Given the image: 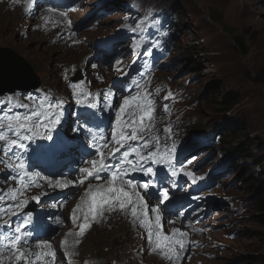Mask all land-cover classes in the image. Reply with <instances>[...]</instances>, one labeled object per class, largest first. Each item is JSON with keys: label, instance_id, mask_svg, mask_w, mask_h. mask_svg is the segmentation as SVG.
I'll return each instance as SVG.
<instances>
[{"label": "rangeland", "instance_id": "rangeland-1", "mask_svg": "<svg viewBox=\"0 0 264 264\" xmlns=\"http://www.w3.org/2000/svg\"><path fill=\"white\" fill-rule=\"evenodd\" d=\"M156 1L173 5L181 16V31L177 36L179 61L174 72L181 77L175 80L191 79L190 85L200 97L198 115L201 124L210 120L217 122L221 128L218 134H223L227 148H235L237 153L246 144L254 155V159L244 160L239 156L242 159L235 158L233 162L237 169V194L250 197L254 191L264 193V21L259 23V18H264V0H245L254 3L257 12L246 8L241 19L231 18L229 13L227 6L234 0L222 2L223 7L217 6V0ZM166 14L165 9L150 18H163ZM115 17L116 14L110 13L103 21L110 23ZM0 20L10 27L8 35L0 31V47L11 49L28 60L40 84L59 83L57 63L67 62V59L78 61L82 57L85 45L73 48L68 54L63 45L50 46L51 40L42 34L22 37L18 12L1 8ZM225 27L233 33L228 34ZM233 37L241 39L247 53H243ZM229 93L237 99L219 105L223 96ZM234 125V130H227ZM259 171L260 176L255 173ZM256 209L252 205L248 217L240 220L239 237L231 242L226 256L219 258L220 263L264 264V222ZM105 236L109 237L110 243L103 239ZM120 241L128 245L134 241L125 224L116 222L114 226L108 224L106 228H96L83 244L82 254L96 256L101 262L111 264L110 259L124 252Z\"/></svg>", "mask_w": 264, "mask_h": 264}, {"label": "snow or ice", "instance_id": "snow-or-ice-1", "mask_svg": "<svg viewBox=\"0 0 264 264\" xmlns=\"http://www.w3.org/2000/svg\"><path fill=\"white\" fill-rule=\"evenodd\" d=\"M33 2V0H28V4L31 5ZM29 9L26 8L25 11L27 12ZM136 28L139 29L140 28V24L138 23L136 25ZM141 39H143V37H141ZM140 44H134L133 45V49L135 50L136 48L140 47ZM151 45L145 44L141 54H146L148 56H151L152 53L150 51H148V48ZM139 75L143 76L144 73H139ZM133 85L135 87H139V82L138 81H133ZM159 91V89H157V92ZM171 92L168 93V96L165 97V100L169 99L171 97ZM133 102H135L137 105L139 104V100L136 97L132 98ZM54 106H58V105H50L49 109H51ZM130 106V100L129 99H125L123 101V104L120 107V112L123 113L126 107ZM22 107H27V105H22ZM165 111H167V105H165ZM93 114H95L93 112ZM7 117V120L9 121L8 123V128L9 130H11L14 135L17 137V139H12L8 142L7 147L4 149L5 154H7L8 152H10L13 148H20L22 150H26V145L24 143H22L21 141L23 139H28V140H33L35 139V133L33 132L32 128H28L26 127V124L28 121H30L32 119V115H28V116H24L23 119L21 118L20 115H7L5 114ZM37 118H39L41 115V113H36L35 114ZM151 116V112H144V114L140 117V120L143 121L145 119V117H150ZM4 116H0V122H2L4 120ZM16 121V124L13 125L11 122L12 121ZM82 120V119H81ZM83 123L82 124H74L73 126V131L75 133L74 138H78L79 135L81 133H83L85 136H88L90 134H93V126L90 125L89 123L85 122L84 120H82ZM46 122H50L53 125H59L62 121L59 115H57L56 113H53L52 117H48ZM121 123L120 119H117V125L119 126ZM3 127V124L0 123V128ZM23 130V131H22ZM24 131L32 133V135H28V136H24ZM167 131V130H165ZM113 139L116 140V143L118 144H123L124 141H126L127 139H129L128 137L123 136V133H117L115 130H113L112 133ZM58 137V136H57ZM5 139V133L3 131H0V141H3ZM42 139H47V140H53V136H52V130L49 129L48 133L46 136L42 137ZM130 139L132 141H136L137 140V133L136 130H133L132 135L130 137ZM61 143H63L61 141ZM144 148H149V143L147 141L144 142ZM129 150L124 151L123 156L121 158V162H118V165L114 166V167H119V171L121 173L124 172V163H126V165L128 167H131L133 171H142L143 175L146 177L150 178V182H146L144 184H141L140 187H143L145 189H147L150 186V183H152V186H155L156 183H159V172L163 171V170H167V172L169 173L170 177H177L178 174L182 171V169L178 168L176 164L173 163L174 160V153H175V147H173L171 149V151H167L165 150L163 153L159 152V151H150L148 152L146 155L142 154L136 147L129 145L128 146ZM135 154L136 156V161L133 162L132 159H130L129 157L132 154ZM115 157H113L114 159ZM144 162L143 164L141 162ZM151 161L152 164H156V165H160L161 168L159 170H154V168L152 166H146L145 165ZM92 164V168H82L81 171L84 173H87L88 175H95V176H99L100 172H104V171H110L111 173V178L112 181H115L117 179L118 173L116 172H111V170L109 169V165L107 163H105V161L103 159L100 160L99 162V166H97V161L93 160L91 161ZM8 167L10 168L11 165H8ZM19 168H23L24 164L20 163L18 165ZM183 175L187 176V177H192V173L190 172H185L183 173ZM128 185L134 190L137 187V184L133 183L132 180H128L127 181ZM193 183H195V178L193 177ZM172 187H176L175 182L172 183ZM109 193H115V199L118 200L120 202V209H124L125 208V204L126 202L129 204H133L134 206L131 209V214L133 217H137L138 215V209L135 205L137 204H141L143 202V197H141L139 195V193H129L127 191H124L123 188H115V187H111L108 189ZM133 194L136 196V200H133ZM97 197H100V199L98 200ZM159 197L162 198V202L164 201H169V194L166 188H163L160 192H159ZM198 198V197H196ZM33 199H38L37 197H33ZM112 197H108V198H104V195L102 193H97L94 194L92 197V208L91 211L93 214H95L96 209L104 204H108L111 203L112 201ZM144 208H147V205L144 204L143 205ZM14 207H23L22 203L17 202ZM8 212L11 215H16L15 212L12 211L11 208L4 210V209H0V214H3L4 212ZM151 212L156 213V227L159 228L160 225V220H161V216H160V209L158 207H154L151 208ZM145 216L148 215V212L145 211L144 213ZM73 220L75 221V215H73ZM11 221H5V224H10ZM31 223L30 219H24L21 223L17 224L14 228V235H12L11 237H7V236H3L0 235V246H10L12 248H16L17 244H19L22 240L23 241H27L28 236H30V232L27 230L28 229V225ZM143 224H147L148 222L142 221ZM90 225L87 223H84L80 226V232L81 234L89 227ZM22 230H23V234H22ZM174 232H179V229H174ZM151 228H149V240L151 241ZM181 237H183L184 235H186L185 233H181L180 234ZM10 240V244L9 245H3L2 242L4 240ZM157 247L158 248H162V249H167V251H164V256L168 259V260H172L173 256H175L176 259H180L179 256V252L176 251L173 248V245H179V249L181 251L184 250L185 248V243L183 241V239H174L172 240L170 243H164L161 244L160 242H166L169 241V237L167 236H158L157 237ZM23 254L17 255L16 259L20 260L21 256ZM39 258V257H37Z\"/></svg>", "mask_w": 264, "mask_h": 264}, {"label": "water", "instance_id": "water-1", "mask_svg": "<svg viewBox=\"0 0 264 264\" xmlns=\"http://www.w3.org/2000/svg\"><path fill=\"white\" fill-rule=\"evenodd\" d=\"M38 86L32 65L13 50L0 48V95Z\"/></svg>", "mask_w": 264, "mask_h": 264}, {"label": "bare ground", "instance_id": "bare-ground-1", "mask_svg": "<svg viewBox=\"0 0 264 264\" xmlns=\"http://www.w3.org/2000/svg\"><path fill=\"white\" fill-rule=\"evenodd\" d=\"M226 0H217L216 4H218L217 6L219 7H223V4L222 2L225 3ZM230 1V0H229ZM119 5V3H117L115 0H111L106 6H104L105 9H112L113 6H116ZM111 5V6H110ZM96 7V6H95ZM228 9H229V13L232 15L231 18H235V19H241L242 18V13H243V10H245L246 8H248L250 11L252 12H257L256 11V5L250 1H245V0H241L239 1L238 3L234 0V3L232 4L231 2L229 3V5L227 6ZM165 10V9H164ZM163 10V11H164ZM161 13L158 12L157 14ZM92 14H96L98 15L97 13H92ZM96 17V16H95ZM155 19V18H154ZM156 19H159V18H156ZM264 21V18L263 20L261 18H259V23H263ZM9 27V26H8ZM6 25L3 24V22L0 20V31L1 33H3L4 35H8L9 34V28H8ZM65 141H67V139H65ZM49 163H52L51 162V159L48 158V160L46 161V165H48ZM68 193H71V192H68ZM108 232V231H107ZM108 234V233H107ZM119 234V233H118ZM91 235V234H90ZM100 236V235H99ZM101 237V236H100ZM103 237V236H102ZM99 238V237H98ZM105 241H108L109 240V237L108 236H105V238H103ZM109 242V241H108ZM110 243V242H109ZM108 243V245H109ZM28 244V248L32 251L31 249V246L34 245L33 242H29L27 243ZM33 253L37 254L38 253V247H37V244L34 245V250L32 251ZM37 256L39 255H36V256H33V259L36 258ZM98 256V255H97ZM100 256V255H99Z\"/></svg>", "mask_w": 264, "mask_h": 264}, {"label": "trees", "instance_id": "trees-1", "mask_svg": "<svg viewBox=\"0 0 264 264\" xmlns=\"http://www.w3.org/2000/svg\"><path fill=\"white\" fill-rule=\"evenodd\" d=\"M225 30L230 35L233 33V30L228 29L227 27H225ZM233 38H234L235 43L242 48L243 53H247V48H246L245 44L241 41V39L238 38V37H233ZM234 99H237V97L232 95V94H230V93L226 94L225 96H223L222 100L219 102V105H225L227 103H231V102H233ZM210 123H213V121L210 120ZM233 128H235V125H234V127H230L229 130H234ZM238 133L240 134V132H238ZM235 134H236V132H235ZM221 142L223 143L224 139H222ZM239 144L242 145L243 143H239ZM231 148L232 147H229L227 150H231ZM231 152H232V154H235V152L233 150H231ZM237 153H238L237 155L243 157L244 160L250 159V158L254 159V155L252 154V151L250 150V147L248 145H246V144L243 145V147H241V151L237 152ZM255 173H257L258 176L261 175L260 171L259 172H255ZM257 212L261 213V215H262L261 217L262 218L264 217V193H262L260 195ZM262 218H261V222H264V219H262Z\"/></svg>", "mask_w": 264, "mask_h": 264}]
</instances>
